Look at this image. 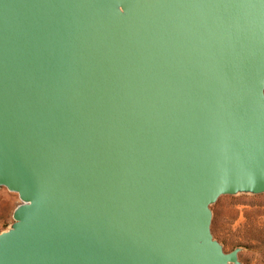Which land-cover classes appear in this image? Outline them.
I'll list each match as a JSON object with an SVG mask.
<instances>
[{
    "label": "water",
    "instance_id": "water-1",
    "mask_svg": "<svg viewBox=\"0 0 264 264\" xmlns=\"http://www.w3.org/2000/svg\"><path fill=\"white\" fill-rule=\"evenodd\" d=\"M0 264H242L211 209L264 194V0H0Z\"/></svg>",
    "mask_w": 264,
    "mask_h": 264
},
{
    "label": "rangeland",
    "instance_id": "rangeland-1",
    "mask_svg": "<svg viewBox=\"0 0 264 264\" xmlns=\"http://www.w3.org/2000/svg\"><path fill=\"white\" fill-rule=\"evenodd\" d=\"M19 203L16 193L0 188V232L13 222ZM211 209L212 233L224 250L241 247L242 264H264V194L222 196Z\"/></svg>",
    "mask_w": 264,
    "mask_h": 264
}]
</instances>
